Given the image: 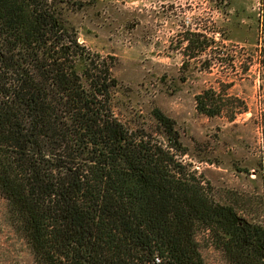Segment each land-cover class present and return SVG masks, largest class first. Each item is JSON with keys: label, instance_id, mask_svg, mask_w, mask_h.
<instances>
[{"label": "trees", "instance_id": "16d2710c", "mask_svg": "<svg viewBox=\"0 0 264 264\" xmlns=\"http://www.w3.org/2000/svg\"><path fill=\"white\" fill-rule=\"evenodd\" d=\"M62 2L0 0V196L33 264H209V245L264 264V226L215 199L172 119L156 109L166 139H151L117 118L112 65L78 42ZM194 100L208 117L246 110L213 87Z\"/></svg>", "mask_w": 264, "mask_h": 264}, {"label": "rangeland", "instance_id": "374dc122", "mask_svg": "<svg viewBox=\"0 0 264 264\" xmlns=\"http://www.w3.org/2000/svg\"><path fill=\"white\" fill-rule=\"evenodd\" d=\"M60 1L78 42L112 65L117 118L151 139H166L153 117L160 110L174 121L184 162L211 185L215 199L264 226L260 0ZM210 87L246 110L233 121L198 113L195 95ZM202 253L209 264H231L211 245ZM0 264H33L1 196Z\"/></svg>", "mask_w": 264, "mask_h": 264}]
</instances>
